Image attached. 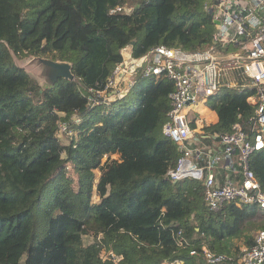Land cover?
I'll list each match as a JSON object with an SVG mask.
<instances>
[{
	"label": "trees",
	"instance_id": "1",
	"mask_svg": "<svg viewBox=\"0 0 264 264\" xmlns=\"http://www.w3.org/2000/svg\"><path fill=\"white\" fill-rule=\"evenodd\" d=\"M210 1L0 0V264H205L201 244L236 254V240L254 243L251 229L264 213L257 205L211 211L201 180L168 178L182 155L163 131L172 80L140 79L114 101L90 98L125 48L131 61L161 44L205 48L216 30ZM13 54L70 61L75 79L43 88ZM251 94L224 89L211 98L219 121L205 127L204 143L247 122L255 113ZM63 125L78 138L69 147L60 140ZM70 162L78 187L43 185ZM250 167L264 186V149ZM86 234L95 241L86 245Z\"/></svg>",
	"mask_w": 264,
	"mask_h": 264
},
{
	"label": "built area",
	"instance_id": "2",
	"mask_svg": "<svg viewBox=\"0 0 264 264\" xmlns=\"http://www.w3.org/2000/svg\"><path fill=\"white\" fill-rule=\"evenodd\" d=\"M206 9L219 22L205 48L189 51L161 44L135 61L130 60V50L125 48L124 60L117 64L103 89H90V98L95 102L104 101L100 97H124L140 79L172 80L175 87L169 95L171 108L163 131L178 144L182 155L167 172L168 178L173 182L201 180L211 211L222 210L231 202L254 204L264 211V186L250 167L251 157L264 149V0H211ZM224 89L251 91L248 100L255 106V113L245 124L236 122L231 131L219 135L222 149L216 153L196 144L201 131L194 126L198 115L193 109ZM62 129L66 131L67 126ZM221 159L236 180L231 175L225 182L218 178L215 167ZM177 236L183 245L184 230ZM200 247L205 264H264V229L257 232L252 245L236 254L215 252L205 244ZM191 254H199L198 248L191 247ZM103 256L120 259L112 251ZM173 264L184 262L177 259Z\"/></svg>",
	"mask_w": 264,
	"mask_h": 264
},
{
	"label": "rangeland",
	"instance_id": "3",
	"mask_svg": "<svg viewBox=\"0 0 264 264\" xmlns=\"http://www.w3.org/2000/svg\"><path fill=\"white\" fill-rule=\"evenodd\" d=\"M29 59H30V56L24 57L22 59L17 58V62H20L21 64H25ZM207 104H209V103H207ZM59 136H60L61 143L65 147H69L70 145H72L73 142H76L78 139L77 136L74 134V132L69 133V132H66L65 130H63L62 128L60 129ZM63 156L66 157L67 155L65 153H63ZM113 157L115 159L122 161L120 153L114 154ZM106 159H107V157H104L103 161L106 162ZM95 172H96V182L95 183H98L103 172L99 169H96ZM79 179H80V175L77 172V169L70 162L65 167H63L60 171H58V173L53 178H50V179L44 181L43 185H46V187L49 188V187H53L55 183L70 182L75 187H78L79 186ZM93 201L94 202L100 201V196L95 195L93 198ZM262 224L264 225V213H262V216L258 217L257 220L255 221V226H254V228L251 229V235L252 236H254V237L256 236L257 232L259 230H261ZM83 241L86 245L93 243L95 241L94 234L84 235ZM235 242L239 244L238 251L242 247L249 246L245 243V238H242V240H236ZM109 252L110 251H108V250H103V255L106 256L109 254Z\"/></svg>",
	"mask_w": 264,
	"mask_h": 264
},
{
	"label": "water",
	"instance_id": "4",
	"mask_svg": "<svg viewBox=\"0 0 264 264\" xmlns=\"http://www.w3.org/2000/svg\"><path fill=\"white\" fill-rule=\"evenodd\" d=\"M216 24L219 22L214 21ZM135 44V41L132 45ZM15 63L20 68L25 69L33 78H35L43 88H52L59 79L74 80L73 63L64 60H53L46 57L30 56V59L21 64L17 62V56L13 54ZM19 59V58H18ZM118 95L110 97H100L104 101H114L119 99Z\"/></svg>",
	"mask_w": 264,
	"mask_h": 264
},
{
	"label": "crops",
	"instance_id": "5",
	"mask_svg": "<svg viewBox=\"0 0 264 264\" xmlns=\"http://www.w3.org/2000/svg\"><path fill=\"white\" fill-rule=\"evenodd\" d=\"M211 100V99H210ZM210 100L207 102L209 103ZM199 103L197 107L193 109V113L198 115V122L196 128H200V141L196 142V144L201 145L204 147V149H212L216 153H219L222 149V145L220 144V138L217 140V137L219 135H213L212 140H207L205 143L203 141L204 133L205 132V127H208L211 124H215L219 121V115L216 110L212 109L210 103ZM226 163L221 159L216 162V167L215 171L217 173L218 178L222 181L225 182L228 178L227 175L233 176V179H237L236 175H233L230 170L225 167ZM255 242V241H254Z\"/></svg>",
	"mask_w": 264,
	"mask_h": 264
}]
</instances>
